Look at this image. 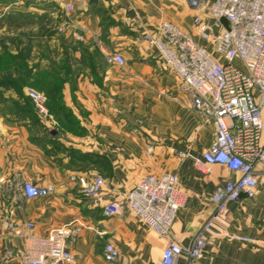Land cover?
Segmentation results:
<instances>
[{
  "label": "crops",
  "instance_id": "0c3cea01",
  "mask_svg": "<svg viewBox=\"0 0 264 264\" xmlns=\"http://www.w3.org/2000/svg\"><path fill=\"white\" fill-rule=\"evenodd\" d=\"M14 1L16 12L64 14L58 25L82 46L74 57L83 67L74 68L73 81L62 89L63 104L74 116L71 127L52 114L34 118L24 108L17 114L0 110V264H24L19 251L25 239L18 231L27 222L38 236L68 223L79 228L69 240L74 261L61 264H110L104 258L107 243L120 250L117 264H161L169 241L191 246L212 218L201 264H264L263 164L255 167L254 196L242 194L223 210L216 208L211 195L235 173L221 164L209 172L195 166L214 142L215 126L194 110L179 76L146 39L163 20L197 38L196 10L186 0ZM112 53H120L125 65L109 61ZM165 172L178 174L184 202L168 236L129 210L104 213L105 204L122 199L140 179ZM96 175L105 179L102 191L87 196L80 179L91 182ZM27 181L51 192L26 198Z\"/></svg>",
  "mask_w": 264,
  "mask_h": 264
},
{
  "label": "built area",
  "instance_id": "2783aa9c",
  "mask_svg": "<svg viewBox=\"0 0 264 264\" xmlns=\"http://www.w3.org/2000/svg\"><path fill=\"white\" fill-rule=\"evenodd\" d=\"M186 1L196 10L193 23L197 38L180 25L163 20L157 33L146 39L166 67L179 76L194 110L210 118L215 126L214 142L194 164L204 172H209L211 165L221 164L235 173L211 195L216 208L223 210L242 194H256L259 181L255 167L258 163L264 166V0ZM65 10L72 11L73 4L66 3ZM109 61L120 66L126 63L120 53L110 54ZM27 94L41 115L50 116L43 93L27 88ZM80 182L85 195L97 196L105 179L96 175L91 182ZM179 182L173 172L148 174L122 199L105 204L104 213L113 216L129 210L146 227L168 236L184 204ZM23 192L26 198H36L46 196L51 188L27 181ZM212 221L196 233L189 247L169 241L161 264H180L183 258L187 264H201L207 244L204 231ZM33 227V222H27L25 229L18 231L25 239L19 251L24 264L74 261L69 240L79 232L75 224L55 227L46 236L36 235ZM119 257L120 250L107 243L105 260L117 264Z\"/></svg>",
  "mask_w": 264,
  "mask_h": 264
},
{
  "label": "rangeland",
  "instance_id": "374dc122",
  "mask_svg": "<svg viewBox=\"0 0 264 264\" xmlns=\"http://www.w3.org/2000/svg\"><path fill=\"white\" fill-rule=\"evenodd\" d=\"M34 3L42 5L38 1ZM11 4V0H0V110L17 114L18 108H24L29 111L28 115L37 118L39 112H36L32 102L27 101L23 89L20 93L18 87L34 88L47 97L44 90L33 84L45 72L57 76L59 71L63 75L64 60L68 56L73 70L75 67H83L77 65L78 61L74 57L75 50L82 46L76 44L73 38L68 37L66 30L59 27L58 24L65 19L64 14L16 12L10 7ZM83 65L86 67V64ZM28 70L31 78L23 79ZM61 77L62 80L65 79L64 75ZM66 79L73 81L74 77L68 76ZM47 107L49 114L59 120L56 111H51L48 102ZM61 107L65 119L61 123L66 124L67 128L71 127L66 119L71 117L73 123L74 116L70 115V109ZM51 108L54 110V107Z\"/></svg>",
  "mask_w": 264,
  "mask_h": 264
},
{
  "label": "trees",
  "instance_id": "16d2710c",
  "mask_svg": "<svg viewBox=\"0 0 264 264\" xmlns=\"http://www.w3.org/2000/svg\"><path fill=\"white\" fill-rule=\"evenodd\" d=\"M16 57L18 59L20 58L19 56H16ZM81 63L85 64V61L81 60ZM64 64H65L64 74H63L65 77L64 80H62L61 76H63V75H60L59 71H58L57 76H55V74H53V73L48 74V72H45L42 75V78L40 80H38V82L33 84L34 86L38 87L39 89L44 90V92L46 93L47 98H48V106L50 107L51 111H56V113L59 117V120H58L59 122L65 120L63 112H61V108H62L61 106L65 107L63 104V100H62V89L64 87L65 82L68 81V79H66V77H68V76L72 77V73H73L72 64H71V60H70L69 56L67 57V59L64 60ZM29 72H30V70L27 71V74L25 75V77L23 79H26V78L28 79L29 77L31 78V75L29 74ZM47 75H48V80H47ZM22 89H23L22 86L18 87V90L20 91V93H22L21 92ZM26 99H27V101L32 102V100L29 96ZM32 104L34 105L33 102H32ZM51 106L54 107V110H53V108H51ZM70 115L73 116L72 114H70ZM66 121H69L70 125L73 124L71 122L72 121L71 117H68L66 119ZM64 126H66V124Z\"/></svg>",
  "mask_w": 264,
  "mask_h": 264
}]
</instances>
